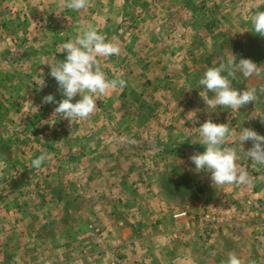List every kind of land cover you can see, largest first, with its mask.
Instances as JSON below:
<instances>
[{"label": "rangeland", "instance_id": "rangeland-1", "mask_svg": "<svg viewBox=\"0 0 264 264\" xmlns=\"http://www.w3.org/2000/svg\"><path fill=\"white\" fill-rule=\"evenodd\" d=\"M201 1L180 9L188 0H89L73 11L62 7L65 0H0V264H131L137 256L118 255L116 239L134 238L136 232L154 236L170 222L166 213L167 224H150L162 204L195 207L205 194L208 173L195 172L190 160L205 151L196 127L209 119L229 123L236 131L225 146L240 126L264 135V93L232 114L226 108L208 110L199 95L203 88H197L208 67L234 52V41L253 33L248 17L264 11V0H217L218 14L233 15L226 17L231 20L226 33L217 28L208 45L193 36L189 55L173 47L174 23ZM88 25L119 46L118 55L100 58V64L108 79L122 78L127 86L100 96L86 119L69 121L53 116L55 104L42 103L49 94L63 99L47 63L64 59L63 42ZM260 41L264 47V38ZM43 77L46 85L39 89L34 82ZM233 86L259 89L264 80L238 74ZM215 110L217 118L210 112ZM41 154V167L28 172L23 164L31 166ZM18 172L30 173L28 182L6 188L15 176L20 181ZM182 175L184 184L174 186ZM166 178L175 192L164 185ZM38 181L62 189V199L44 186L38 189ZM200 213L196 223L213 224L212 215V222L203 219L210 212ZM119 222L129 227L121 231ZM256 232L264 236L263 230Z\"/></svg>", "mask_w": 264, "mask_h": 264}, {"label": "clouds", "instance_id": "clouds-1", "mask_svg": "<svg viewBox=\"0 0 264 264\" xmlns=\"http://www.w3.org/2000/svg\"><path fill=\"white\" fill-rule=\"evenodd\" d=\"M88 3L89 0H65L62 7L78 11L86 8ZM248 23L249 30L264 37V11L251 13ZM119 52V46L107 40L97 28L88 25L79 29L75 38L62 44L61 53L65 54V58L47 63L49 75L55 79L63 99L57 101L54 95L49 94L43 97L42 103L56 105L53 116L69 121L86 119L96 111L100 96L106 95L110 90L127 86V81L122 78L108 79L100 64V58L118 55ZM236 58L233 54L223 57L218 64L208 67L200 77L197 88H203L199 95L208 110L220 107L231 110L233 114L249 103H256L258 93H264V87L238 89L233 86L238 74L246 80H264L262 64L249 58ZM34 83L39 89L46 85L44 77ZM209 92L213 95L209 96ZM76 97L79 99L73 102ZM196 128L202 141L199 144L205 146V151L190 157L195 172L210 173L213 186L235 184L251 187L253 180L242 163L240 150L245 153L247 160L264 167V135L240 126L235 136L237 147H229L225 146V142L232 135L233 129L228 123L218 124L209 119ZM247 141L252 142V147L244 151L243 144ZM44 160L45 156L41 154L32 159L31 166L39 169ZM223 264H242V261L235 253H229Z\"/></svg>", "mask_w": 264, "mask_h": 264}, {"label": "crops", "instance_id": "crops-1", "mask_svg": "<svg viewBox=\"0 0 264 264\" xmlns=\"http://www.w3.org/2000/svg\"><path fill=\"white\" fill-rule=\"evenodd\" d=\"M207 2H212L211 7L206 6L205 1L198 7L194 4L196 8L192 10V13L181 15L182 17L175 20L177 22L174 23L176 37L173 39L176 41L173 47L185 48L186 53H189L193 49L190 46L193 36L203 38L206 44L209 40L208 37L213 36L215 31L213 33L209 32L205 24L214 19L216 20L215 30L221 28L222 34L226 33L224 25L228 23L229 26L231 23V20L226 17H232L233 15H223V13L220 15L217 13L216 7L221 2L220 0L219 2L217 0H207ZM190 4H192L191 1L185 2L180 9H186ZM214 11L216 14H213ZM165 21L163 20V22ZM178 28L180 32L177 31ZM246 34L245 41L238 40L231 44L234 52L231 50L228 54L229 56L232 54L236 56L235 44L245 46L249 43L251 34ZM263 38L261 37L260 39L263 40ZM260 44L264 51L261 42ZM261 59H264V56ZM157 63L151 64L154 71L157 69L155 67V65H158ZM258 64L263 66L264 60L259 61ZM9 96L5 95V97ZM214 112L215 115L213 114V116L217 118V111L215 110ZM232 129L233 132L236 131L235 127H232ZM226 145L237 147L234 138ZM250 148L246 143L243 144L244 151ZM165 149H167V146H165ZM240 156L242 163L252 177L253 183L251 187L235 184L213 186L210 180V173H208L205 181L202 180L206 183L204 187L205 194L201 197L199 196V202L196 201L195 207L190 204H182L183 206L180 208L175 206L168 208L170 205L162 204V209L158 208L156 210L160 213L154 212L161 221L156 219L150 224L160 227L162 220L167 224L169 219L165 220L164 214L168 213L166 217L170 218L169 225L167 224V227L162 231H155L156 233H153L154 236L142 237L138 232L134 233L136 234L134 238H128L123 235L115 241V246H118L116 253L121 257H125L126 253L129 258L137 256L133 257L135 261H131V264H223L229 253H235L241 259L242 264H264V236L256 232L258 230L264 231V169L255 165L250 159L247 160L242 150H240ZM0 173L2 174V170ZM201 184L202 182L200 186ZM137 209L139 210L140 208ZM163 210H165L164 213ZM203 210L210 212L214 217L213 224L206 225L195 222V217ZM139 211L145 213L144 209ZM142 222L146 223L143 219ZM142 222H139V224ZM118 224V229L121 231H125L129 227L127 226L128 223L119 222ZM2 244L4 247L7 246L4 243ZM120 252H123L124 255L120 254ZM125 261H128V259ZM112 262L116 263V261Z\"/></svg>", "mask_w": 264, "mask_h": 264}, {"label": "trees", "instance_id": "trees-1", "mask_svg": "<svg viewBox=\"0 0 264 264\" xmlns=\"http://www.w3.org/2000/svg\"><path fill=\"white\" fill-rule=\"evenodd\" d=\"M188 1H191V2L193 1L194 2V0H188ZM204 1L207 2V0H202L201 2H204ZM201 9H203V7H201ZM205 27H206V29H208L209 32L213 33L215 31V27H216V20L214 19L211 22H207L205 24ZM260 38L261 37L259 35L255 34L253 32L250 35L249 43L247 45L241 46V45L235 44L234 45V48H235V51H236V57H237L236 59L242 58V56H245V58H253V59H256L258 57L264 56V51H263V49L261 47V44H260V42H261L260 41L261 40ZM24 54H25V56L28 55L27 52H23V55ZM15 135L16 134H13V137H12L13 140H16ZM18 138L19 137H17V139ZM3 148L5 150H7V149H9V146H3ZM0 154H3V152H0ZM23 165H25V167L28 165V172H31L32 169H35L36 170V168H33L32 166H30L29 163L28 164L26 163V164H23ZM43 172L44 171L40 169L39 173L42 174ZM18 174L20 175L21 173L18 172ZM27 174H30V173H25V175L21 174L20 175V181H17V176H15L13 178V181L9 182L8 183L9 186L6 187V188H10V187L11 188L12 187L18 188L22 184L27 183L28 182V179H29L28 176H27ZM47 175H45V176H47ZM183 178H184V176L182 175V180L178 181V183L176 185H174V186H177L178 187L180 183L184 184V179ZM42 181H46L45 178H42ZM42 181L41 182L38 181L36 183V187H38V189H40L41 186H44V188H47L49 190V193L52 195L51 197H57L59 200L62 199V195H61V193L63 191L62 189L55 188L51 184H49V185L46 184L45 185V183H43ZM172 182L173 181H170L168 178H166L165 182H163V183H164V185L167 184V187L169 188V190L171 192H175L177 189L172 188L173 186L170 185V183L172 184ZM182 187L184 188V185ZM14 192L15 191H13V193ZM8 193H11V191H9ZM1 197H4V196H1Z\"/></svg>", "mask_w": 264, "mask_h": 264}, {"label": "built area", "instance_id": "built-area-1", "mask_svg": "<svg viewBox=\"0 0 264 264\" xmlns=\"http://www.w3.org/2000/svg\"><path fill=\"white\" fill-rule=\"evenodd\" d=\"M203 219L206 221L212 222L211 214H206Z\"/></svg>", "mask_w": 264, "mask_h": 264}]
</instances>
